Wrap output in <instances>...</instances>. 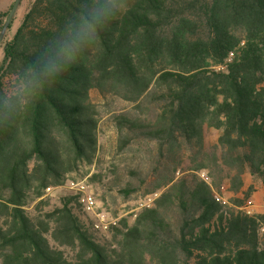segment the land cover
I'll use <instances>...</instances> for the list:
<instances>
[{"label": "trees", "instance_id": "trees-1", "mask_svg": "<svg viewBox=\"0 0 264 264\" xmlns=\"http://www.w3.org/2000/svg\"><path fill=\"white\" fill-rule=\"evenodd\" d=\"M0 48V264H264V214L204 183L157 180L152 207L99 238L74 196L44 198L93 163L91 90L133 104L120 143L202 150L212 128L231 190L246 170L264 187V0H32Z\"/></svg>", "mask_w": 264, "mask_h": 264}, {"label": "rangeland", "instance_id": "rangeland-1", "mask_svg": "<svg viewBox=\"0 0 264 264\" xmlns=\"http://www.w3.org/2000/svg\"><path fill=\"white\" fill-rule=\"evenodd\" d=\"M13 1L0 0V19L3 23ZM31 2L32 0H21L11 21V28L6 31V37L10 38L16 31ZM2 58L3 52L0 48V61ZM11 84L10 80L5 81L8 88ZM90 103L95 107L99 118L98 148L93 163L81 165L79 170L70 173L60 185L49 186L44 195V198L50 202L46 210L59 205L61 198L72 195L68 188L69 180L85 179L97 203L96 214H103L115 222L125 217L132 225L136 215L144 207H152V199L161 193V190H155L154 187L157 180L161 181L164 177L163 181L171 178L172 182L177 184L204 183L210 187L214 198L222 202L225 207L249 215L264 214V187L258 177L246 170L242 175V187L234 192L229 183L231 171L223 165L219 168L213 166L212 159L219 149L217 144L219 131L204 128L202 150L182 143L170 154L166 153L162 156L154 142L140 140L129 143L126 140L119 142L112 118L133 109V104L119 100L105 101L94 90L90 91ZM146 116L150 119L148 117L150 115ZM203 166L205 167L202 168ZM157 167L158 172H156ZM203 172L206 177L201 175ZM122 190L126 191L122 192ZM154 193L157 194L156 197H153ZM147 204H150L149 207L145 206ZM76 213L81 220H84L81 212L76 211ZM97 234V238L107 235L106 232Z\"/></svg>", "mask_w": 264, "mask_h": 264}, {"label": "built area", "instance_id": "built-area-1", "mask_svg": "<svg viewBox=\"0 0 264 264\" xmlns=\"http://www.w3.org/2000/svg\"><path fill=\"white\" fill-rule=\"evenodd\" d=\"M201 175L206 177L204 172ZM68 188L72 192V196H74L76 203L79 206L81 215L84 217L85 221L88 222L90 228L94 232L105 233L111 225L116 223L115 221L106 218L103 214H96L97 203L94 194L85 179L69 180ZM156 196L157 194L154 193L153 197ZM156 198H153L151 203H153ZM149 205L150 204H147L145 206L149 207Z\"/></svg>", "mask_w": 264, "mask_h": 264}, {"label": "water", "instance_id": "water-1", "mask_svg": "<svg viewBox=\"0 0 264 264\" xmlns=\"http://www.w3.org/2000/svg\"><path fill=\"white\" fill-rule=\"evenodd\" d=\"M21 3V0H14L12 5H11V8L6 16V19L4 20V23L2 25V28L0 30V43L1 41L3 40V38L5 37V34H6V31L10 25V22L12 21L15 13H16V10L19 6V4Z\"/></svg>", "mask_w": 264, "mask_h": 264}]
</instances>
